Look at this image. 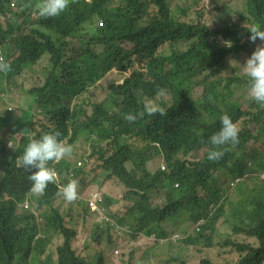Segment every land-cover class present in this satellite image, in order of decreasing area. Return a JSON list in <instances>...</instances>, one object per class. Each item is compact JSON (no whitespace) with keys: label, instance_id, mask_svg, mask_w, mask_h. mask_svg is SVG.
<instances>
[{"label":"trees","instance_id":"obj_1","mask_svg":"<svg viewBox=\"0 0 264 264\" xmlns=\"http://www.w3.org/2000/svg\"><path fill=\"white\" fill-rule=\"evenodd\" d=\"M234 1L228 0L209 22H192L171 17L167 0H71L65 11L49 18L39 13L41 0H0V53L12 66L0 73V87L47 58L41 82L29 90L37 115L0 112V264H190L189 255L180 259L170 251L155 262L146 256L149 247L165 241H183L188 244L183 254L188 253L196 242L190 245L182 223L208 216V230H213L230 189L241 192L238 199L250 192L239 206L248 222L222 231L220 246L208 241L205 249L222 248L220 256L215 263L204 256L197 264H229L230 249L237 254L233 264H264V180L254 186L252 178L264 171V107L253 101L258 110L249 121L253 128H240L247 112L233 99L231 83H243L248 93L250 78L243 65L261 44L248 39V29L259 25L264 30V0H239L240 10L231 14ZM114 70L117 81L108 80ZM97 84L104 101L96 103L88 95L86 111L75 109V101ZM146 98L167 115L126 121L125 114L140 111ZM225 113L239 128L238 143L221 146L224 156L210 161L209 138ZM56 130L70 141L82 139L89 156L98 160L103 177L91 186L114 178L125 189L127 206L112 220L104 213L102 195L98 212L80 201V191L68 202L79 215L87 213L105 226L88 230L64 221L54 206L63 197L61 170L51 162L56 182L23 208L31 200V173L19 167L16 150L7 148L6 140L22 131L29 143ZM25 147L20 146L21 153ZM202 147L207 157L187 159ZM157 157L165 167L151 171L148 164ZM65 170L83 174L82 169ZM234 234L249 241L234 242ZM104 238L115 250L112 257L102 246ZM51 244L56 245L55 260L49 254L38 259Z\"/></svg>","mask_w":264,"mask_h":264},{"label":"rangeland","instance_id":"obj_2","mask_svg":"<svg viewBox=\"0 0 264 264\" xmlns=\"http://www.w3.org/2000/svg\"><path fill=\"white\" fill-rule=\"evenodd\" d=\"M171 14L180 21H209L213 17V13L219 11L221 8L220 6L227 2V0H167ZM231 12L234 13L236 10H240L241 2L236 0L230 3ZM100 19V18H99ZM101 21V19H100ZM0 55H2L0 53ZM61 64L66 65V60H61ZM45 65V59L37 66L32 67L31 69H25L22 71L21 74L14 76L7 85L4 87H0V112H4L5 110H11L17 116H21L22 114H28L30 112H35V104H34V97L29 94V90L41 82V74L39 73V69ZM231 66H234V63H230ZM113 73L108 80L117 81L118 76L117 72L114 70ZM241 74L239 73L234 78H240ZM232 87L234 88V95L233 99L236 100L242 111L247 112V115L240 119L239 126L244 130H250L253 126L249 123L250 119L257 115L258 110L253 107L252 101L253 99L247 94L244 84L232 80ZM88 95H91L96 103H101L104 101V93L103 87L100 84L93 86L89 89L88 92L80 96L75 101L76 109L83 108L86 111V105L84 104V98ZM166 99V98H165ZM161 100L158 98L157 101ZM19 121L16 123V127L21 126V118H18ZM23 133H17L14 137V140L8 142V146L18 147L23 143ZM32 135L29 136L31 138ZM74 155L71 157L67 163L68 164H75L74 169H82L83 174L73 176L71 174L66 173L64 170L61 171V180L63 178H71L75 179L79 182L80 185V201L85 202V197L87 194L93 191H98L101 193L103 200L105 202L104 213L108 218L111 220L115 215L119 212H122L123 207L127 206L126 203L123 201V195L125 189L123 186L114 178L110 181L103 183L101 187L91 186V183L98 179L102 178L103 175L100 174V169L97 167L99 162L95 157L89 156V150L87 145L80 139L76 143L73 144ZM206 149H201L198 153L195 154V158L201 159L205 156ZM4 162L0 161V165L2 166ZM15 165L17 162L15 161ZM165 167V164L161 157L155 158L152 162L148 164V168L153 171L157 168ZM263 172L256 173V175L252 176L254 186L261 185V180L263 178ZM228 194L230 196L228 199L223 203V207L221 210V217L213 226V230H206L200 235L199 233H195L193 231L194 224L190 222H183L182 225L184 226V233L189 234L188 238L191 240L190 245L193 241H196L192 250H196L201 252L199 257L194 255L193 251L191 252L192 256L189 258L190 264H197V259L209 256L213 263H215L221 253L222 248H214L212 250L205 249V245L208 241L215 242L218 246H220L223 241L221 237L222 231L225 229H232L233 225L236 224L235 218L232 216V212L235 208L236 202L241 195L240 193L234 192V189H230ZM31 197V200L27 202V209L30 208V201H34ZM158 201L156 200V203ZM54 206L59 210L60 214L64 217V221L68 222L69 225L75 228H84L88 230H94L105 226L107 223L99 222L97 218L85 214L79 215L76 212V205L74 206H67L62 203L60 200H54ZM44 210V208L42 209ZM41 210V211H42ZM40 211V212H41ZM226 220V221H225ZM168 226H172V223H169ZM121 234H123L121 232ZM234 242H247L249 241L248 238L239 237L234 234ZM252 242V240H250ZM130 243V240L127 241V244ZM188 244L184 243L183 241H177L175 243L167 244V242L160 244L157 248H155L152 253L159 254L161 252H168V249L171 250L172 254L176 255L178 258H182V254L185 253V250L188 248L186 247ZM55 246L51 244L48 250L43 254L38 256L40 258H46L49 254L53 260H55ZM102 246L106 248V252L109 256L115 255L114 251L111 247L107 245V241L104 238L102 240ZM237 254L230 249V253L228 254L229 264H233Z\"/></svg>","mask_w":264,"mask_h":264},{"label":"clouds","instance_id":"obj_3","mask_svg":"<svg viewBox=\"0 0 264 264\" xmlns=\"http://www.w3.org/2000/svg\"><path fill=\"white\" fill-rule=\"evenodd\" d=\"M70 2L71 0H41V2L37 5V7L42 17L49 18L60 15L63 11H65L69 7ZM230 3H229V7H230ZM224 4L220 6L221 9L219 11L213 13V17L215 14L219 13L222 10V6ZM230 13L234 14L231 12V7H230ZM171 17L175 18L172 14ZM209 21H204V22H209ZM248 32L250 33L248 39L252 43H255L257 39H259L261 41V44L255 48V50L252 52L250 57L246 60V62L243 65V71L250 78V84L248 87L249 96L253 99V101L257 102L260 106L264 107V30H261L259 25H252L248 29ZM226 44L229 47L231 46V42H226ZM44 59H45V65L42 66L41 68L45 67L47 65V58H43L39 63H37L32 67L39 65ZM32 67L26 69H31ZM41 68L38 70L39 73H41L40 72ZM10 71H12V66L10 62L6 61L5 58L2 55H0V73L7 74ZM158 94L163 95L164 90L160 89ZM32 96L34 97L35 112H30V114L37 115L35 96L34 95ZM157 114L160 116H166L167 110L162 108L155 100L151 98H146L143 103L142 109L140 111H137L135 113L129 112L125 114L124 119L132 123L135 122L137 119L143 118L145 115L153 116ZM220 122H221L220 129L217 132H215L213 135H211V137L209 138V142L212 145V147L208 151V157L206 154L203 157V158L207 157L210 161H218L224 156L226 149H223L221 146L228 144L234 146L235 144L238 143L239 128L237 124L233 123L231 117L227 113L223 114L220 117ZM19 133H23V132L20 131ZM12 140L14 139L6 140L7 148H9L11 151L16 150V156L14 157V160H16L17 162L19 161V167L31 173L27 176V178L32 182L30 188L31 192L29 196L32 197L33 199L36 198L38 195L42 196L48 184L55 183L57 180V176H58L57 171L55 170L54 167L49 166L50 162L56 165L58 170L62 171L64 169L65 172H66L65 169L67 167L74 168L75 166V164H68L67 161L74 155L73 144L79 141L80 139L76 141H70V136H62L61 133L58 130H56L52 132H45L39 138H32L28 143L27 136L24 135L22 138L23 140L22 145L26 147L24 148L23 153H21L20 150L21 145H19L17 148L16 147L11 148V146H8V142ZM201 149H205V147H202ZM200 150L190 154L187 157V159L189 160L203 159V158L201 159L195 158V154L198 153ZM32 169H35V171H31ZM161 169L164 168L162 167ZM61 178L62 177L60 175L59 183L61 184V194L65 198L63 199V197H61L62 200L61 202L67 205L68 202H73L78 198V192L80 191L78 187L79 182L75 179H72L67 184H64L65 178H63L62 180ZM263 178H264V174H263ZM175 187H177V185H175ZM93 194H97L98 196L97 200L94 201L95 208H91L89 206V201L91 200ZM249 195L250 192L248 191L243 197L238 199L236 202L235 208L232 212V216L235 218L237 222L236 224H234V228L242 227L244 226V224L248 222L245 219V215L240 214L239 206L242 203V201L245 198H247ZM100 200H101V193L98 191L90 192L88 196L85 198L88 207L90 208L91 211L94 212H98V210L96 209V202ZM27 207H28L27 202H25L23 204V208L27 209ZM101 220L107 221L104 217H102ZM36 221L38 224L40 223L38 220ZM208 221H209L208 216L198 218L195 222H192V224H194L193 231L195 233L200 232V235H202L204 231L209 229ZM150 239L153 238L150 237ZM162 243H159L158 245ZM197 257L199 256L197 255ZM198 260L199 258L197 259V261Z\"/></svg>","mask_w":264,"mask_h":264},{"label":"crops","instance_id":"obj_4","mask_svg":"<svg viewBox=\"0 0 264 264\" xmlns=\"http://www.w3.org/2000/svg\"><path fill=\"white\" fill-rule=\"evenodd\" d=\"M159 245H157V246H155V247H149V251L147 252V260L148 259H151L152 260V262H155V260L158 258V257H160L163 253H166V251L165 252H161V253H159V254H153L152 253V251L155 249V248H157ZM168 251H170V253H172L171 252V250H169L168 249ZM193 251V253H194V255H198V254H196V252L194 251V250H192V249H190V251L188 252V253H186V254H182V257H186V256H188L189 255V257H191L192 256V254H191V252ZM199 256V255H198ZM146 260V261H147ZM197 261V260H196Z\"/></svg>","mask_w":264,"mask_h":264},{"label":"built area","instance_id":"obj_5","mask_svg":"<svg viewBox=\"0 0 264 264\" xmlns=\"http://www.w3.org/2000/svg\"><path fill=\"white\" fill-rule=\"evenodd\" d=\"M11 6L13 7V4H12ZM97 198H98L97 194H93V195H92V198H91V200L89 201V206H90L91 208H95V203H94V201H96Z\"/></svg>","mask_w":264,"mask_h":264}]
</instances>
